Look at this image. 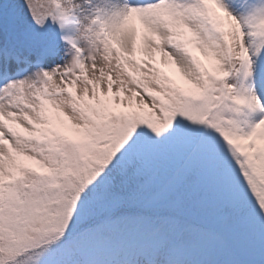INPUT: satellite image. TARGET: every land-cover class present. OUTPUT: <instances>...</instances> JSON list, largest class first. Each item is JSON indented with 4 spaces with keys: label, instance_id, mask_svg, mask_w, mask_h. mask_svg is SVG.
<instances>
[{
    "label": "snow or ice",
    "instance_id": "snow-or-ice-1",
    "mask_svg": "<svg viewBox=\"0 0 264 264\" xmlns=\"http://www.w3.org/2000/svg\"><path fill=\"white\" fill-rule=\"evenodd\" d=\"M0 264H264V0H0Z\"/></svg>",
    "mask_w": 264,
    "mask_h": 264
}]
</instances>
